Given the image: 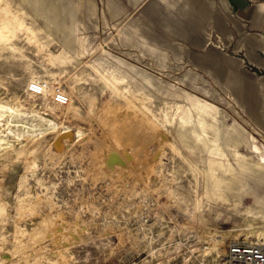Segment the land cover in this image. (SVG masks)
Listing matches in <instances>:
<instances>
[{"label": "rangeland", "instance_id": "rangeland-1", "mask_svg": "<svg viewBox=\"0 0 264 264\" xmlns=\"http://www.w3.org/2000/svg\"><path fill=\"white\" fill-rule=\"evenodd\" d=\"M54 1L58 22L77 21L71 45L25 0H0V264H242L232 246L264 251L254 4ZM235 127L247 144L230 141ZM220 162L259 203L209 193Z\"/></svg>", "mask_w": 264, "mask_h": 264}, {"label": "bare ground", "instance_id": "bare-ground-1", "mask_svg": "<svg viewBox=\"0 0 264 264\" xmlns=\"http://www.w3.org/2000/svg\"><path fill=\"white\" fill-rule=\"evenodd\" d=\"M25 1L34 8L36 14L43 15V17H45L49 21L50 25L53 24V26H56V28H58L57 29L58 32L63 33V37H64L65 43H67L69 45H71L72 43H74L73 42V38H74L73 37L74 36L73 34H74L75 25H76V22H77L75 20V18H74L75 16H72V19H70L71 22L69 21L70 23H68V24H65V22H64L63 19H62L61 22H58L57 20H58L59 16L58 15H55L56 16V19H55V17H53L54 15L52 14V13L55 14V11H56V13L59 12L58 8L56 7V2L54 0H25ZM61 1H63V0H61ZM255 5H258V6H260L261 8L264 9V4H255ZM61 8H62V5H61ZM66 29L69 30L68 33L65 32ZM0 108L2 109V108H4V106L1 105ZM8 109H9V107H8ZM0 116H2V114H0ZM200 123H201V129H202V131L205 132V121L201 120ZM65 132H68V130H64L61 133H65ZM182 135H183V137L186 136L185 134H182ZM229 137H230V141H233V142H235V141L236 142H241V143L244 142L246 144L249 142L248 139L246 138V136L244 135V132L239 127H235L234 130H233V132L230 133V136ZM216 138L219 140L218 134L216 135ZM4 144H6V143L3 140L2 143H1V145H4ZM215 149H217V148H215ZM252 150L255 151V149H252ZM251 157H252V155H251ZM254 161H256V160H254ZM258 161H260L259 158H258ZM220 163H221L223 169L225 170L224 174L218 175L216 173L217 171H214L212 169H210V171L207 173L206 181H207V186H208L209 193L210 194H214L217 197H220V198H223V199H226V200H229V196H232L231 198H234L235 201H236V203H238V205L243 202V199H244V196L245 195L252 196L253 202L254 203L255 202L256 203H259L260 202V199L257 196V194H255V192L251 191L249 188H248L249 189L248 191H244V190L241 189L242 188L241 187L242 185L240 186V183L237 180V177L234 175L232 168L229 167V166H226L222 162H220ZM257 167L259 168V173L264 177V161L258 162L257 163ZM42 233H40V234H42Z\"/></svg>", "mask_w": 264, "mask_h": 264}, {"label": "built area", "instance_id": "built-area-1", "mask_svg": "<svg viewBox=\"0 0 264 264\" xmlns=\"http://www.w3.org/2000/svg\"><path fill=\"white\" fill-rule=\"evenodd\" d=\"M253 4H264V0H250ZM48 90V83L45 81H33L30 83L29 91L34 95H43ZM53 101L57 104H66L68 98L61 90L53 93ZM231 255L234 260L242 264H264V251L258 246L234 245Z\"/></svg>", "mask_w": 264, "mask_h": 264}, {"label": "crops", "instance_id": "crops-1", "mask_svg": "<svg viewBox=\"0 0 264 264\" xmlns=\"http://www.w3.org/2000/svg\"><path fill=\"white\" fill-rule=\"evenodd\" d=\"M229 2L232 5V7L235 8V10H237L241 13L242 11L247 10L246 6H247L249 1H247V0H229ZM250 11H251V14L254 16L253 18H255V20H256L255 21L256 24L257 25L259 24L260 28L263 29V31H264V9L261 8L260 6L254 4V8L250 9Z\"/></svg>", "mask_w": 264, "mask_h": 264}]
</instances>
